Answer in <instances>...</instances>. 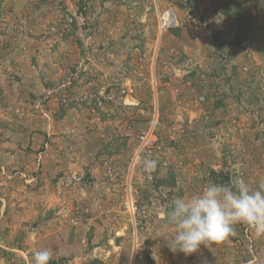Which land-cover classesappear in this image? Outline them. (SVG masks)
<instances>
[{
    "label": "rangeland",
    "instance_id": "rangeland-1",
    "mask_svg": "<svg viewBox=\"0 0 264 264\" xmlns=\"http://www.w3.org/2000/svg\"><path fill=\"white\" fill-rule=\"evenodd\" d=\"M237 176L264 181V0H0V264H264L246 224L191 257L161 238Z\"/></svg>",
    "mask_w": 264,
    "mask_h": 264
},
{
    "label": "clouds",
    "instance_id": "clouds-1",
    "mask_svg": "<svg viewBox=\"0 0 264 264\" xmlns=\"http://www.w3.org/2000/svg\"><path fill=\"white\" fill-rule=\"evenodd\" d=\"M156 161L145 158L143 170L151 173ZM168 232L161 238L173 253L191 257L231 235L234 226L246 224L258 237L264 236V181L256 190L250 189L243 178L228 183L209 182L190 197L174 199L167 212ZM52 252L36 250L33 264H49ZM153 259H158L153 253Z\"/></svg>",
    "mask_w": 264,
    "mask_h": 264
},
{
    "label": "built area",
    "instance_id": "built-area-1",
    "mask_svg": "<svg viewBox=\"0 0 264 264\" xmlns=\"http://www.w3.org/2000/svg\"><path fill=\"white\" fill-rule=\"evenodd\" d=\"M169 24H171L169 22V16H168V14H166L165 16H163L162 25H164V27H169L170 26ZM153 136H154V130H151V131L141 135L140 141H142V143L146 147H150L151 145H153L155 143V139L153 138ZM125 209L128 213L130 221L133 224H136L137 223L136 216L138 215V208H137V206H135L134 201L133 200L128 201L125 205Z\"/></svg>",
    "mask_w": 264,
    "mask_h": 264
},
{
    "label": "trees",
    "instance_id": "trees-1",
    "mask_svg": "<svg viewBox=\"0 0 264 264\" xmlns=\"http://www.w3.org/2000/svg\"><path fill=\"white\" fill-rule=\"evenodd\" d=\"M234 8V6L232 5V4H230L229 5V9H233ZM237 16H242V15H244L243 14V11H242V9H237L236 10V13H235ZM240 20H241V18L239 17V20H237L238 21V23L240 22ZM254 20V19H253ZM253 20H252V22H253Z\"/></svg>",
    "mask_w": 264,
    "mask_h": 264
},
{
    "label": "bare ground",
    "instance_id": "bare-ground-1",
    "mask_svg": "<svg viewBox=\"0 0 264 264\" xmlns=\"http://www.w3.org/2000/svg\"><path fill=\"white\" fill-rule=\"evenodd\" d=\"M168 16H169V22H170L171 24H174V23L176 22V19L174 18L173 14H171V13L169 12Z\"/></svg>",
    "mask_w": 264,
    "mask_h": 264
},
{
    "label": "crops",
    "instance_id": "crops-1",
    "mask_svg": "<svg viewBox=\"0 0 264 264\" xmlns=\"http://www.w3.org/2000/svg\"><path fill=\"white\" fill-rule=\"evenodd\" d=\"M48 113H49V115H51V112L48 111Z\"/></svg>",
    "mask_w": 264,
    "mask_h": 264
}]
</instances>
